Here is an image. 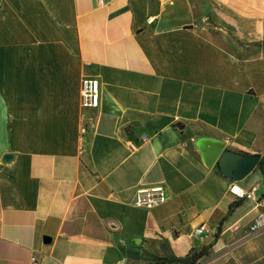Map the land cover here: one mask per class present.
<instances>
[{"label":"crops","instance_id":"crops-1","mask_svg":"<svg viewBox=\"0 0 264 264\" xmlns=\"http://www.w3.org/2000/svg\"><path fill=\"white\" fill-rule=\"evenodd\" d=\"M207 140L264 156V0H0V264H164L207 247L196 264H264V232L246 236L264 205L225 218L232 185L264 196V177L230 181ZM156 185L167 201L136 207Z\"/></svg>","mask_w":264,"mask_h":264},{"label":"built area","instance_id":"built-area-1","mask_svg":"<svg viewBox=\"0 0 264 264\" xmlns=\"http://www.w3.org/2000/svg\"><path fill=\"white\" fill-rule=\"evenodd\" d=\"M82 96L84 99V106L97 107L100 102V82L98 79H86L83 82ZM136 145H130V149L134 150ZM257 187L253 186L245 190L236 184L232 185L231 191L238 199L251 198L261 205H264V196H256ZM168 199V193L163 185H156L153 187H140L136 190L134 205L146 210L153 209L154 207L165 203ZM207 224L200 225L195 234L201 236L203 239L206 235L213 233ZM264 232V211L261 212L246 230L247 237H256ZM30 264H40V259L36 254H33L30 259Z\"/></svg>","mask_w":264,"mask_h":264},{"label":"water","instance_id":"water-1","mask_svg":"<svg viewBox=\"0 0 264 264\" xmlns=\"http://www.w3.org/2000/svg\"><path fill=\"white\" fill-rule=\"evenodd\" d=\"M204 161L208 166L217 164L220 172L230 181L240 182L253 173L261 160L259 154H247L225 149L222 141L207 140L204 143ZM13 154H6L3 163H9Z\"/></svg>","mask_w":264,"mask_h":264},{"label":"trees","instance_id":"trees-1","mask_svg":"<svg viewBox=\"0 0 264 264\" xmlns=\"http://www.w3.org/2000/svg\"><path fill=\"white\" fill-rule=\"evenodd\" d=\"M256 170L259 171L261 173V175L264 177V156L261 157V160H260ZM244 200L245 199H240L239 202L231 204L229 207L228 214L226 215L225 218H227L229 216V214H231L233 212V210L237 206H239ZM208 248L209 247H207L204 250H201L198 253H196V252L191 253L189 256H187L185 258L170 259V260H168L170 263L164 262V264H171V263H174V264H196L198 262V260H200V258H202L203 256H205L207 254Z\"/></svg>","mask_w":264,"mask_h":264}]
</instances>
